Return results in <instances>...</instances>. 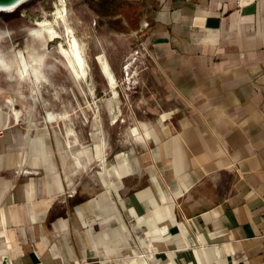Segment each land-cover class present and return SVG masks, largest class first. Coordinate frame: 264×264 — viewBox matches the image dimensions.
<instances>
[{"label": "crops", "instance_id": "0c3cea01", "mask_svg": "<svg viewBox=\"0 0 264 264\" xmlns=\"http://www.w3.org/2000/svg\"><path fill=\"white\" fill-rule=\"evenodd\" d=\"M147 25L175 104L125 149L0 110V264H264V0H158Z\"/></svg>", "mask_w": 264, "mask_h": 264}, {"label": "rangeland", "instance_id": "374dc122", "mask_svg": "<svg viewBox=\"0 0 264 264\" xmlns=\"http://www.w3.org/2000/svg\"><path fill=\"white\" fill-rule=\"evenodd\" d=\"M124 1L123 6V0H65L69 23L86 46L89 68L82 80L74 78L58 52L59 41L67 46L64 37L42 46L29 34L38 21L54 19L57 0H27L13 11H0L2 54L11 58L20 50L28 58V47L33 41L37 51L44 53L45 79L33 87L18 76L10 79L0 68V109L10 125L16 123L23 131L31 129L33 134L46 128L52 133L55 124L51 122L58 119L62 128L79 135L80 141L87 142L85 138L96 131L125 149L138 120L148 122L175 104L173 99L167 100L166 81L154 70L145 43L146 25L158 0ZM111 3L118 6L116 12L120 10L121 14L112 13ZM134 7L138 11L132 13ZM57 29L62 31L63 27L59 25ZM100 52L105 54L115 76L113 87L95 59ZM32 88L38 92L32 93ZM13 109L20 112L18 117H14ZM47 112L57 114V119L49 121ZM108 112L117 113V117L110 120ZM94 114L98 118L94 119Z\"/></svg>", "mask_w": 264, "mask_h": 264}, {"label": "bare ground", "instance_id": "6f19581e", "mask_svg": "<svg viewBox=\"0 0 264 264\" xmlns=\"http://www.w3.org/2000/svg\"><path fill=\"white\" fill-rule=\"evenodd\" d=\"M25 1L27 0H23L12 7L0 8V11H13ZM57 2L56 10L53 12L54 19L38 21L36 23L37 27L30 29L29 34L33 40L40 41L42 46H45L48 42L59 40L64 37L67 46L65 47L62 41H59L57 46L58 52L64 57L66 65L69 67L74 78L82 80L87 76L89 68V63L85 56V42L79 40L73 26L69 23L68 9L65 0H57ZM59 25L63 27L62 31L57 29ZM35 41L28 47V58L20 50L15 52L11 58L6 57L0 52V68L6 72V75L10 79L18 76L19 79L23 81L28 80L31 82L32 87L45 79L43 73L44 53L37 51L36 45L34 44ZM95 59L99 63L101 71L109 81L111 87L115 86L116 79L105 54L100 52L96 55ZM37 92L38 89L32 88V93L36 94ZM114 94H116L115 90ZM9 102L12 103L13 100L9 99ZM19 113V111L14 110V115L16 117H18ZM168 115V112H164L161 114V117L165 118ZM47 117L49 121H54L57 119L58 115L47 112ZM114 118L115 116L112 117V119ZM130 132L133 135H138L140 133L137 126L133 127ZM32 142L43 146L42 137H35Z\"/></svg>", "mask_w": 264, "mask_h": 264}, {"label": "water", "instance_id": "95a60500", "mask_svg": "<svg viewBox=\"0 0 264 264\" xmlns=\"http://www.w3.org/2000/svg\"><path fill=\"white\" fill-rule=\"evenodd\" d=\"M23 0H0V8L12 7Z\"/></svg>", "mask_w": 264, "mask_h": 264}, {"label": "trees", "instance_id": "16d2710c", "mask_svg": "<svg viewBox=\"0 0 264 264\" xmlns=\"http://www.w3.org/2000/svg\"><path fill=\"white\" fill-rule=\"evenodd\" d=\"M114 1H115V0H113V2H114ZM125 4H126V2L123 0V6H124ZM128 4H129V3H128ZM111 5H112V13H119V14H121L120 10H119L118 12H116L117 9H118V6H117L116 4L111 3ZM129 5H131V4H129ZM131 10H132V13L138 11L136 7L131 8ZM123 14H124V10H123ZM139 15H140V14H139ZM129 21H130V20H129ZM130 22H131V21H130Z\"/></svg>", "mask_w": 264, "mask_h": 264}, {"label": "built area", "instance_id": "2783aa9c", "mask_svg": "<svg viewBox=\"0 0 264 264\" xmlns=\"http://www.w3.org/2000/svg\"><path fill=\"white\" fill-rule=\"evenodd\" d=\"M2 131H3V130H2V129H0V134L2 133Z\"/></svg>", "mask_w": 264, "mask_h": 264}]
</instances>
